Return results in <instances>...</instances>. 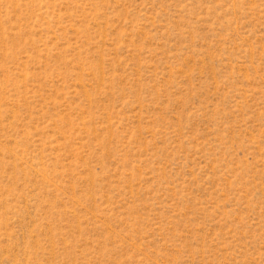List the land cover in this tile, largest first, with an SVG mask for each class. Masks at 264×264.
<instances>
[{"label": "rangeland", "instance_id": "374dc122", "mask_svg": "<svg viewBox=\"0 0 264 264\" xmlns=\"http://www.w3.org/2000/svg\"><path fill=\"white\" fill-rule=\"evenodd\" d=\"M0 264H264V0H0Z\"/></svg>", "mask_w": 264, "mask_h": 264}]
</instances>
